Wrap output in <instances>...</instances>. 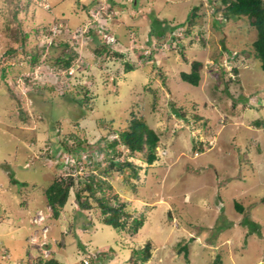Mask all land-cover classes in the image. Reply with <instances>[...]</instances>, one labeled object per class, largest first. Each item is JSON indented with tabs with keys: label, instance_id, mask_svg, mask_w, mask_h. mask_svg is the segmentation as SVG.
<instances>
[{
	"label": "rangeland",
	"instance_id": "rangeland-1",
	"mask_svg": "<svg viewBox=\"0 0 264 264\" xmlns=\"http://www.w3.org/2000/svg\"><path fill=\"white\" fill-rule=\"evenodd\" d=\"M88 1L0 0V264H264V71L249 18L225 19L223 0H97L89 13ZM194 60L197 85L180 77ZM133 117L156 133L155 159L121 144L114 159L134 167L110 166L107 143ZM68 175L54 216L44 189ZM87 179L124 205V227L102 222Z\"/></svg>",
	"mask_w": 264,
	"mask_h": 264
},
{
	"label": "trees",
	"instance_id": "trees-1",
	"mask_svg": "<svg viewBox=\"0 0 264 264\" xmlns=\"http://www.w3.org/2000/svg\"><path fill=\"white\" fill-rule=\"evenodd\" d=\"M225 3H228L225 9L223 10L222 15L225 19H237L242 16H246L250 20V25L254 27V31L256 32L255 38L250 43L251 48V54L259 60V66L264 71V0H223ZM97 0H89L87 4L82 5L83 8L87 9L86 11L89 13V10L92 9L94 4H97ZM111 7H109L110 9ZM192 8L191 12L188 14V19L191 22H193V16H194V9ZM91 13V12H90ZM216 22H219L218 19H216ZM48 31V28L47 30ZM95 33L97 35V38L99 40L102 38V33H97L96 31H92V29L88 30L89 32ZM61 35V34H59ZM58 35V36H59ZM26 34L21 37V39L26 38ZM56 39L58 40V37H54V40L56 42ZM105 41V39H103ZM61 42V41H60ZM106 43V42H105ZM61 44L64 46V48H68V43L61 42ZM108 44V43H106ZM107 46V45H106ZM108 46H110L108 44ZM72 52V51H71ZM71 52H63L61 55L56 57L54 59V62L56 65H61L64 67L69 66L73 54ZM97 53H100L101 51L96 50ZM37 54H31L30 61L32 63H35L37 61ZM201 67L200 61H192L191 63V70L189 72H181L180 77L182 80L192 84L197 85L198 80L200 77L199 69ZM131 69V68H130ZM237 69L234 67L233 71H236ZM86 97L77 100L78 103L81 104V102H84ZM181 115H183L181 113ZM157 142V135L153 131L151 127L147 125L146 122H144L139 117H133L130 122L127 129H123L120 132H118V137L112 139L107 143V147L110 148L106 154L110 155L108 157V161L110 166H116L120 169H123L122 167H134L132 164V161H123L120 162L116 159H114L115 155L119 156L120 151L116 148H119V145H123L128 149V152L130 154H136L138 152H144V159L151 163L152 160L155 159V153L153 151V147L155 146ZM112 152V153H111ZM119 152V153H118ZM118 153V154H117ZM132 175H136V170L132 168ZM88 182L85 183V187L83 190H88L91 195L95 194V185L93 180H88ZM99 185L103 183V181L98 180ZM74 184V179L71 175H68L67 177L59 178L53 180L45 189H44V195L46 199L47 205L52 209V212L54 216H58L59 214V207H62L68 197V192L70 187ZM98 185V186H99ZM95 196V195H94ZM116 196V195H115ZM75 199L78 203V206L82 209L89 208L90 203L87 199H81L80 190H77L75 192ZM96 201L98 202V205L101 208V212L103 213L102 222L108 225H111L113 227H124L126 224V217H130V213L126 212L124 210V205L122 203H118L116 206H113L110 203V200L104 199L103 196H95ZM236 204V203H235ZM237 208H241L240 205L236 204ZM131 226L133 232L137 231V229L142 224V220L138 218H132ZM216 225V224H215ZM214 225V226H215ZM230 226V225H229ZM212 229V228H211ZM210 229L209 232H214ZM226 228L222 227L219 229L218 234H220L223 230ZM201 235V234H200ZM205 239H208V235L206 234L203 236ZM82 248H84L83 245H81ZM183 250L185 254H187L186 244H183L180 246V250ZM141 252V259L145 261L148 256V247L146 246V249H142ZM136 252V250H135ZM144 253V254H143ZM49 261L45 262V264H51L53 262H56L53 259H47ZM221 262V256L219 254L216 255L213 264H219Z\"/></svg>",
	"mask_w": 264,
	"mask_h": 264
},
{
	"label": "built area",
	"instance_id": "built-area-1",
	"mask_svg": "<svg viewBox=\"0 0 264 264\" xmlns=\"http://www.w3.org/2000/svg\"><path fill=\"white\" fill-rule=\"evenodd\" d=\"M46 33V34H45ZM44 39H43V42L46 44V45H50L52 42H53V40H54V37H57L59 34H60V29L59 28H57L56 26H53V27H50L49 29H48V31H46V32H44ZM110 35H108V34H106V33H102V37L105 39H107V40H109V38H110V40L112 39V37H109ZM105 42H106V40H105ZM106 43H109V42H106ZM42 211L41 210H39L38 212H37V215L36 216H38V219H41V218H43V216H42ZM36 221H37V219H35ZM47 230V227L45 226V231ZM46 242H45V239H43V241H41V242H39V244H37L38 246H39V249L41 250V249H45L44 247H43V245L45 244ZM46 246V245H45ZM41 253H42V251H41ZM86 263H87V261H86Z\"/></svg>",
	"mask_w": 264,
	"mask_h": 264
},
{
	"label": "clouds",
	"instance_id": "clouds-1",
	"mask_svg": "<svg viewBox=\"0 0 264 264\" xmlns=\"http://www.w3.org/2000/svg\"><path fill=\"white\" fill-rule=\"evenodd\" d=\"M208 144H211V143H207V145H208ZM208 146H209V145H208ZM36 245H37V244H36ZM41 254H42V253L39 251V255H41ZM87 263H88V261H87Z\"/></svg>",
	"mask_w": 264,
	"mask_h": 264
},
{
	"label": "bare ground",
	"instance_id": "bare-ground-1",
	"mask_svg": "<svg viewBox=\"0 0 264 264\" xmlns=\"http://www.w3.org/2000/svg\"><path fill=\"white\" fill-rule=\"evenodd\" d=\"M4 243H5V241H4Z\"/></svg>",
	"mask_w": 264,
	"mask_h": 264
}]
</instances>
